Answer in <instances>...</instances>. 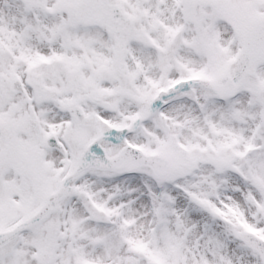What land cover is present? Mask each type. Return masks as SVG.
<instances>
[{"label": "snow or ice", "instance_id": "obj_1", "mask_svg": "<svg viewBox=\"0 0 264 264\" xmlns=\"http://www.w3.org/2000/svg\"><path fill=\"white\" fill-rule=\"evenodd\" d=\"M0 264H264V0H0Z\"/></svg>", "mask_w": 264, "mask_h": 264}]
</instances>
